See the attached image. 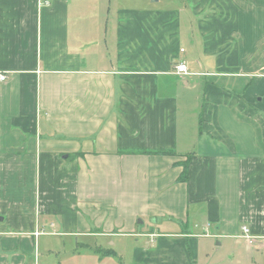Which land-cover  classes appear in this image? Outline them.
I'll list each match as a JSON object with an SVG mask.
<instances>
[{"label": "crops", "instance_id": "crops-1", "mask_svg": "<svg viewBox=\"0 0 264 264\" xmlns=\"http://www.w3.org/2000/svg\"><path fill=\"white\" fill-rule=\"evenodd\" d=\"M160 1L0 0V264H264V0Z\"/></svg>", "mask_w": 264, "mask_h": 264}, {"label": "rangeland", "instance_id": "rangeland-1", "mask_svg": "<svg viewBox=\"0 0 264 264\" xmlns=\"http://www.w3.org/2000/svg\"><path fill=\"white\" fill-rule=\"evenodd\" d=\"M117 1L123 2L124 4L127 3V5L134 6V7L143 8L146 6V0H117ZM148 1H151V0H148ZM157 3L158 2H156L155 4ZM157 5L158 6L164 5V0H161L159 4ZM41 219L42 217H40V220ZM48 219L54 223L53 224L54 231H63V229L66 227V222L63 221L62 215L59 212L55 211V214L50 215ZM139 222L140 223L142 222L141 218H138V223ZM143 224L144 225L138 226L139 235H136L133 238H129V237H127L126 239L122 238L121 241L122 242L124 241L125 244L119 243V242L117 243L120 246L126 245L125 251L121 254L123 262H121L119 258L117 260L115 257H112V258L117 263L113 262L111 259H108V258H103L102 261L105 262V264H121V263L130 264L128 260V255L126 254L127 252L130 251L129 242L135 243L134 240L137 239L136 237L143 236L144 233L149 230L148 227H150V225L146 221H144ZM194 231L198 232L199 230L194 229ZM58 235H60V237L59 236L55 237L54 240H68L70 238L68 236H65V235L63 236L61 234H58ZM239 237H241V235ZM242 237H245V236H242ZM205 241L207 242L209 241V244H205ZM199 242H200L199 246H202L203 248H201L196 264H258V262L263 263V255L255 252L256 245H252L250 248L252 249V251H250L247 248L245 239L243 240L240 239V240L235 241L234 239H230L229 237H226V236H220V238H212V239L204 236V238L199 239ZM217 242L219 243V245L216 244ZM65 247L68 250L66 251L65 254H67L66 256H69L73 254V249L75 247L76 249L77 248L80 249L83 246H80V245L78 246V244H75V245L68 244ZM112 248H114V246H112ZM57 252L58 251H54L53 255H56L59 257H62L64 255L63 252L61 251L58 252V254ZM232 254L234 255L233 259H231Z\"/></svg>", "mask_w": 264, "mask_h": 264}, {"label": "built area", "instance_id": "built-area-1", "mask_svg": "<svg viewBox=\"0 0 264 264\" xmlns=\"http://www.w3.org/2000/svg\"><path fill=\"white\" fill-rule=\"evenodd\" d=\"M183 51V49H181ZM175 72L177 74H187V67L185 62L179 61L178 63L175 64ZM7 78L6 74L0 73V82L5 81ZM241 236H245V238H249V228L247 225H242L241 226Z\"/></svg>", "mask_w": 264, "mask_h": 264}, {"label": "trees", "instance_id": "trees-1", "mask_svg": "<svg viewBox=\"0 0 264 264\" xmlns=\"http://www.w3.org/2000/svg\"><path fill=\"white\" fill-rule=\"evenodd\" d=\"M186 167H187V166L184 167V170H183V172H182V176H181V179H182V180L186 179ZM101 251H102L103 253H107L106 250H101Z\"/></svg>", "mask_w": 264, "mask_h": 264}]
</instances>
